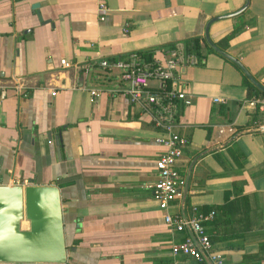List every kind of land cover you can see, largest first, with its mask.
I'll return each instance as SVG.
<instances>
[{
  "label": "crops",
  "instance_id": "0c3cea01",
  "mask_svg": "<svg viewBox=\"0 0 264 264\" xmlns=\"http://www.w3.org/2000/svg\"><path fill=\"white\" fill-rule=\"evenodd\" d=\"M98 1L0 0V83L22 86L0 98V184L59 186L67 264H198L171 252L191 231L166 224L152 196L158 131L123 93L104 92L93 103L89 89L119 82L101 59L161 57V46L204 38L209 19L246 0H102L104 13ZM238 16L249 24L221 49ZM209 37L264 86V0L213 21ZM183 74L193 98L178 112L177 130L188 139L177 160L184 178L194 162L183 210L181 197L168 211L190 217L212 208L216 221L204 226L213 249L227 264H263L264 130L237 133L264 125V113L251 122L257 107L247 102L246 76L216 51Z\"/></svg>",
  "mask_w": 264,
  "mask_h": 264
},
{
  "label": "built area",
  "instance_id": "2783aa9c",
  "mask_svg": "<svg viewBox=\"0 0 264 264\" xmlns=\"http://www.w3.org/2000/svg\"><path fill=\"white\" fill-rule=\"evenodd\" d=\"M106 9V4L99 0L97 10L104 13ZM104 18L105 15L102 14L100 19ZM123 30L127 32L128 28L125 26ZM162 52L161 57L154 54L151 58H145L134 53L127 58L114 61L101 59L98 64L102 68L118 71L119 82L109 88H90V101L96 102L104 92L110 95L121 92L131 105L138 107L141 113L148 116L150 124L158 131L155 142L161 145L163 150L155 162L157 178L151 186L152 196L163 211L162 218L166 224L177 231H184L187 227L191 231V235H186L182 241L171 245V252L174 255L186 254L196 259L198 264H207L197 243L211 264H227L225 258L213 249L204 226V222L214 217L215 210L203 212L194 208L190 217H185L179 212L171 214L168 211L172 202L181 199L185 180L177 168V160L181 157L188 139L177 130L178 112L180 107L190 106L193 98L188 90V81L183 70L198 65V59L194 54H186L181 42H176L172 48ZM60 62L64 67L71 66L65 59H61ZM8 87L22 89L18 81L11 84L0 83L1 99ZM220 100L222 101L220 98L215 99ZM247 102L264 113V97L263 99L251 97ZM262 263L264 264V259Z\"/></svg>",
  "mask_w": 264,
  "mask_h": 264
},
{
  "label": "water",
  "instance_id": "95a60500",
  "mask_svg": "<svg viewBox=\"0 0 264 264\" xmlns=\"http://www.w3.org/2000/svg\"><path fill=\"white\" fill-rule=\"evenodd\" d=\"M248 2L249 0H246L244 5L234 12L209 19L205 25L204 39L214 51L233 61L249 81L264 93V86L253 78L243 64L237 58L221 50L209 37V26L213 21L242 13ZM33 7H37V5L35 4ZM262 130H264V125L242 130L237 134ZM55 142L57 150L60 151L61 141L56 138ZM193 162L191 161L185 174L182 210ZM63 213L62 193L56 184H28L24 186L0 184V262L67 264L69 253L65 241ZM23 219L29 222L28 228L21 227ZM196 245L206 263L211 264L199 245L197 243ZM74 250L75 247L69 248V251Z\"/></svg>",
  "mask_w": 264,
  "mask_h": 264
},
{
  "label": "trees",
  "instance_id": "16d2710c",
  "mask_svg": "<svg viewBox=\"0 0 264 264\" xmlns=\"http://www.w3.org/2000/svg\"><path fill=\"white\" fill-rule=\"evenodd\" d=\"M249 24L248 21H245L242 16H238L236 18V22L233 26V29L226 34L220 41H218L217 45L221 49H225L228 45V41L231 40L234 36H236L242 29H244ZM175 43L166 44L164 46H161L159 48V51H164L168 48H172ZM181 44L183 46L184 52L187 54H194L196 58L198 59V65H202L205 63L206 54L208 52H214L213 49L206 43L204 38L202 36H190L181 41ZM138 54L145 58H151L155 52L153 51H139ZM244 83L247 86V96L248 98H251L253 96H261L264 97V93L260 91L258 88H256L246 77L244 80ZM258 108H256V111L251 115V122H256V124H260L263 122L261 118H258ZM181 174L184 176V173L181 172ZM228 195V193H227ZM212 210L207 209L205 212H208ZM212 222L216 221V215L212 219ZM246 256L244 260H246ZM264 259V258H263ZM262 259V261H263ZM15 264H27V263H15Z\"/></svg>",
  "mask_w": 264,
  "mask_h": 264
},
{
  "label": "rangeland",
  "instance_id": "374dc122",
  "mask_svg": "<svg viewBox=\"0 0 264 264\" xmlns=\"http://www.w3.org/2000/svg\"><path fill=\"white\" fill-rule=\"evenodd\" d=\"M115 73L117 74V73H118V71H115Z\"/></svg>",
  "mask_w": 264,
  "mask_h": 264
}]
</instances>
